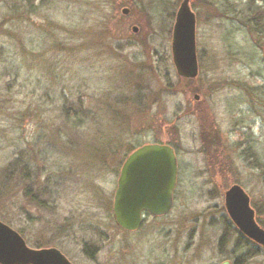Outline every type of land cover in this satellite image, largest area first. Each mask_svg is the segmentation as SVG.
Instances as JSON below:
<instances>
[{
	"label": "rangeland",
	"instance_id": "374dc122",
	"mask_svg": "<svg viewBox=\"0 0 264 264\" xmlns=\"http://www.w3.org/2000/svg\"><path fill=\"white\" fill-rule=\"evenodd\" d=\"M181 1L0 0V222L29 248L71 264H264L223 206L239 186L264 228V0H189L193 79L171 61ZM145 144L175 149L178 187L167 216L128 233L113 194Z\"/></svg>",
	"mask_w": 264,
	"mask_h": 264
},
{
	"label": "water",
	"instance_id": "95a60500",
	"mask_svg": "<svg viewBox=\"0 0 264 264\" xmlns=\"http://www.w3.org/2000/svg\"><path fill=\"white\" fill-rule=\"evenodd\" d=\"M126 14V10H122ZM132 31H136L135 28ZM171 61L177 76L197 75L195 17L189 0H182L174 16L170 41ZM177 174L173 150L164 144H145L132 151L119 170L112 200V216L118 228L136 230L143 213L166 215L171 207ZM227 215L239 232L264 247V231L254 222L249 199L243 190L231 186L224 193ZM0 264H71L54 248H29L22 237L0 222ZM220 264H231L223 261Z\"/></svg>",
	"mask_w": 264,
	"mask_h": 264
},
{
	"label": "flooded vegetation",
	"instance_id": "af4514ba",
	"mask_svg": "<svg viewBox=\"0 0 264 264\" xmlns=\"http://www.w3.org/2000/svg\"><path fill=\"white\" fill-rule=\"evenodd\" d=\"M195 98H196V97H195ZM167 146H169V147L173 150L174 155H175V158H176V152H175V149H174L173 147H171L170 145H167ZM135 149H136V148H134L133 150H135ZM133 150H132V151H133ZM132 151H131V152H132ZM131 152H129V154H130ZM129 154H128V155H129ZM128 155H126V156L124 157L122 163L124 162V160L126 159V157H127ZM176 164H177V159H176ZM177 171H178V166H177ZM177 187H178V173L176 174L175 186H174V189H173V192H172V203H171V207H170L169 212H168L166 215H163V216H151V215H149L148 213H143V215H142V221H141L140 226H139L136 230H134V231H125V232L133 233V232H136V231L140 230V229L142 228V226L147 222V219H152L153 221H156V220L159 219V218H163V217L167 216V215L172 211V209H173V206H174V195H175V192H176V190H177ZM226 191H227V190H226ZM224 193H225V192H224ZM223 206H224V211H225V213H226V215H227L226 208H225V203H224V198H223ZM227 217H228V215H227ZM228 219H229V217H228ZM229 221H230V223L234 226V224L231 222L230 219H229ZM254 222H255V225H256L260 230L264 231V228H262V227H261V226L255 221V219H254ZM114 223H115V222H114ZM115 225H116V224H115ZM234 227H235V226H234ZM235 228H236V227H235ZM236 229H237V228H236ZM237 230H238V229H237ZM238 232H239V230H238ZM239 233H240V232H239ZM240 236H241V237H242L247 243L250 242V243L253 244L254 253L259 254L261 250H264V247L261 246L260 244L255 243L254 241H252V240H250L249 238L245 237V236L242 235L241 233H240ZM56 250H57V249H56ZM230 263H231V264H236L235 261L230 262Z\"/></svg>",
	"mask_w": 264,
	"mask_h": 264
},
{
	"label": "trees",
	"instance_id": "16d2710c",
	"mask_svg": "<svg viewBox=\"0 0 264 264\" xmlns=\"http://www.w3.org/2000/svg\"><path fill=\"white\" fill-rule=\"evenodd\" d=\"M17 10V8H15V5H13V7H12V9H11V11H16ZM257 25L258 24H255V27H257ZM67 107V106H66ZM68 108H70V107H68ZM69 112H72L73 114H70ZM78 110L76 111V110H68V109H65V111H64V114H65V116L69 119L70 117H75L76 119H77V121H76V119H75V122H79V118L77 117V116H79L78 115ZM236 264H241L239 261H236Z\"/></svg>",
	"mask_w": 264,
	"mask_h": 264
}]
</instances>
